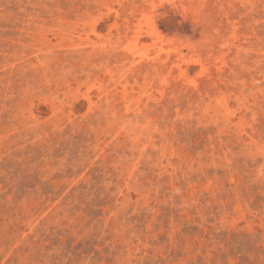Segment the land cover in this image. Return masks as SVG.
<instances>
[{
    "label": "rangeland",
    "instance_id": "1",
    "mask_svg": "<svg viewBox=\"0 0 264 264\" xmlns=\"http://www.w3.org/2000/svg\"><path fill=\"white\" fill-rule=\"evenodd\" d=\"M0 264H264V0H0Z\"/></svg>",
    "mask_w": 264,
    "mask_h": 264
}]
</instances>
